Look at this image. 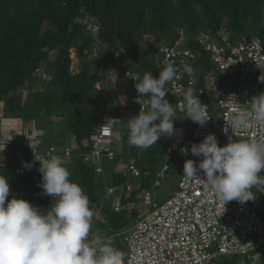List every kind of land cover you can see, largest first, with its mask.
Listing matches in <instances>:
<instances>
[{
	"label": "trees",
	"instance_id": "1",
	"mask_svg": "<svg viewBox=\"0 0 264 264\" xmlns=\"http://www.w3.org/2000/svg\"><path fill=\"white\" fill-rule=\"evenodd\" d=\"M87 15L100 25L98 40L104 51L98 57L91 53L95 40L76 21V18ZM221 26L233 35L257 34L264 47V0H0V113L16 121L32 120L44 131L51 116H62L76 147L75 155L67 165L72 166L71 170L68 169L71 173L69 179L87 195L90 207L100 217L97 225L108 232L124 230L138 217L136 204L140 199L137 196L150 187V179L159 167L155 155L164 152L168 145L165 142L167 136L162 135L156 144L143 149L147 165L141 166L136 159L141 180L129 194L122 196L124 207L114 211L103 197V175L96 172L95 164L85 162L82 155L90 151V144L85 143L99 117L86 103L96 88L97 69L102 61L109 59L121 78L124 55L120 53L114 59L113 51L122 50L130 58L125 67L138 72L141 77L150 72L158 78L160 70L151 47L139 45L143 35L154 37L156 43H165L174 42L184 32L189 37V45L195 47L193 38L198 31H214ZM70 48H75L81 58L75 73L70 70ZM203 59L199 64L211 67L207 56ZM37 69L45 73L44 79L37 76ZM120 78V83L131 86L125 93L138 94L134 87L136 80ZM170 98L165 96L171 104ZM132 104L134 115L133 101ZM123 108L125 111L126 107ZM107 112L121 115L116 111ZM15 129L17 132L0 154L3 156L0 175L8 178L11 189L8 199H24L46 210L51 197L40 194L39 162L27 155L24 127ZM185 129L189 133L192 127ZM45 132L43 137L48 136L55 143L56 140ZM45 138L37 147L42 154L48 145ZM126 141L127 134L123 136L124 146L120 153L127 157L132 147ZM42 142L44 148L40 147ZM161 143L164 144L163 150L159 148ZM18 149L24 161L15 154ZM24 162L31 163L32 167L24 168ZM106 173L113 175L110 183L114 186L123 184L126 179L124 174H114L111 170ZM132 203L135 205L130 207ZM256 255L254 260L241 257L244 264H264V244ZM239 260L238 255L218 256L209 264H239Z\"/></svg>",
	"mask_w": 264,
	"mask_h": 264
},
{
	"label": "built area",
	"instance_id": "2",
	"mask_svg": "<svg viewBox=\"0 0 264 264\" xmlns=\"http://www.w3.org/2000/svg\"><path fill=\"white\" fill-rule=\"evenodd\" d=\"M82 23L91 34L98 33L99 26L90 18L85 17ZM193 39L197 45L195 47L189 45V37L184 32L174 42L156 43L153 38L151 43L146 40L155 54L159 70L169 62L177 68V78L166 85V95L175 100L177 110L185 112L183 96L192 87L201 104L206 106L209 120L203 126L191 120L192 130L180 139V178L172 195L158 205L154 202L156 188L170 169L168 160L174 149L168 145L164 151V161L152 179V187L143 190L142 203L146 210L140 218L129 228L111 234H97L91 228L89 240L99 236L110 244L119 242L124 246V264H209L218 256L232 255L247 256L254 260L256 251L264 244V194L255 195L254 200L244 203L228 201L223 210L219 199L204 187L202 170L197 178L184 176V162L188 159L199 162L201 158L192 156L190 151L187 154L182 152V149L190 148L191 144L200 143L207 134L216 136L218 146L227 144L230 138L264 141V124L253 122L244 129H230L226 125V120L233 115L232 108L235 105L232 98L241 104V109L250 111L251 107L246 104L251 102L253 96L264 92V80H261L264 78L262 40L257 34L233 35L223 26L214 31L200 30ZM92 53L94 57L98 56L97 45ZM120 53L114 51V59ZM123 55L122 79L136 80L139 73L125 67L129 61L125 52ZM205 56L211 67L199 64ZM185 64L193 68L194 75L183 72ZM200 81L203 84L198 85ZM137 97L138 94L133 95L135 115L139 113L145 99L140 98L139 104ZM109 117L104 115L96 130L90 133L91 148L83 155L86 162L95 164L97 173H103L101 157L112 160L115 156L112 144L114 131L104 127ZM30 123L27 132H24L28 141L27 155L34 159L47 158L49 154L58 155L53 144L46 146L44 154L38 152L42 131L35 128L33 121ZM70 152L71 147L66 146L64 155L68 157ZM15 154L21 161L25 160L19 149ZM128 169L131 175L140 176L134 160L129 161ZM257 175L264 176V172ZM126 187L129 190L133 186L127 181ZM261 187L264 188V185ZM119 189L121 192L123 188ZM113 193L115 188L104 187V197L105 194ZM112 207L118 211L119 202L112 203Z\"/></svg>",
	"mask_w": 264,
	"mask_h": 264
},
{
	"label": "clouds",
	"instance_id": "3",
	"mask_svg": "<svg viewBox=\"0 0 264 264\" xmlns=\"http://www.w3.org/2000/svg\"><path fill=\"white\" fill-rule=\"evenodd\" d=\"M85 17L94 21L100 29L96 20L88 15ZM85 17L76 18V21L83 25L82 20ZM88 33L95 40L93 48L97 45L99 48L98 56H100L104 48L100 45L98 33L96 35ZM105 48L107 49V45ZM117 51L124 53L122 50ZM36 71L38 77L45 78V73L42 70L37 69ZM111 72L114 74L112 78L115 81L117 73ZM183 72L189 76L194 75L193 68L187 64L183 65ZM177 75V68L169 62L159 71L158 78H154L150 72H146L142 77L139 74L136 76L137 82L134 83V87L138 93L137 102L140 104V98H147L143 99L139 113L135 115L134 109V115L127 120L126 124H123V127L127 129L126 142L129 147L148 149L156 144L162 135L170 137L175 134V111L165 96L167 93L166 85L174 81ZM232 100L235 106L232 108L233 115H230L226 120L227 128L244 129L250 127L253 122L264 124V92L251 98L250 111L241 109L239 107L241 104L236 103L233 98ZM182 102L186 112L185 118L191 119L200 126L209 120L206 115V106L201 104L194 88L189 87L185 91ZM104 115L111 116L106 119L104 125L107 129L114 131L115 127L121 126V119L106 112L99 115L95 123L96 128ZM94 127L92 131L96 130ZM35 128L42 131L39 138L44 140L43 136L46 132L37 126ZM45 139L48 144H53L56 147L58 153V155L49 154L47 158L38 157L35 159L39 162L37 171L41 175V182L38 184V187L42 189L40 194L51 197V203L46 210H41L24 199H8L11 191L8 178L0 175V264H124L125 249L123 252L113 246L121 243L110 244L99 236L89 240L91 228L97 234H111L119 231L108 232L96 224L100 217L98 218L96 211L90 207L87 195L77 183L69 179L71 173L65 163L75 155L76 147L73 138L70 136L67 141L72 140V143L65 142L61 149L60 144L56 143L57 141L52 143L48 136ZM114 140L116 145L123 143L120 132H115ZM86 143L90 144L89 137ZM116 145H113L115 156L112 160L101 157L102 167L104 166L102 158L105 161H114L119 156ZM168 145L170 144L168 143ZM66 146L71 147L68 157L64 155ZM4 150L5 143L0 145V154ZM189 151L192 156L201 159L199 162H194L192 159L186 160L183 164L184 176L197 178V174L202 170L205 178L201 181L204 182V187L219 199L223 210L228 201L237 200L244 203L254 200L256 197L252 191L253 188L257 191H264V188L261 187L264 185V176L257 175V173L264 172V141L230 138L227 144L218 146L216 136L207 134L200 143H193L190 148L182 149L184 154ZM85 153L83 152L82 155ZM2 160L3 156L0 155V161ZM130 160H133L130 155L125 158V169L128 168ZM135 165L137 166L136 163ZM0 167L3 165L0 164ZM23 167L30 169L32 164L24 162ZM137 168L140 171L138 166ZM100 174L103 175V181L106 179L105 186L115 188L113 194L117 195L115 202H119L118 211H120L124 207L121 204L122 196L129 194L138 183L132 184L130 182L133 187L128 190L126 187L127 179L123 184L114 186L110 183V173L107 174L103 170V173ZM153 177L150 182H152ZM120 187L123 188L121 192ZM143 190L137 196L141 203ZM104 200L106 201L105 198ZM154 202L157 205L161 203L155 200ZM142 208L144 211L146 210L143 203ZM142 214L143 212L138 213V217L127 228Z\"/></svg>",
	"mask_w": 264,
	"mask_h": 264
},
{
	"label": "rangeland",
	"instance_id": "4",
	"mask_svg": "<svg viewBox=\"0 0 264 264\" xmlns=\"http://www.w3.org/2000/svg\"><path fill=\"white\" fill-rule=\"evenodd\" d=\"M154 37H149L147 34L143 35L141 38L139 45L141 47H149V43L147 44L146 40H150L151 43H153ZM71 57V72L75 73L78 71L81 58L79 57L78 52L75 50V48H70ZM128 57V61H129ZM111 71H114L111 61L109 59L102 61L99 68L97 69V78L98 81L96 82L95 86L96 88L94 91H92L89 95V97L86 100L87 105L92 109L93 113L96 114H104L107 111L110 112H119L121 115H115L112 113L113 117L121 119V126H117L114 128V134L115 132H120L122 137L127 134V129L123 127V124H126L127 120L133 116V110L131 109L134 105L132 104V94L125 93L127 90L129 91L131 89V86L127 85V83H120L119 78L120 76L117 75L115 81L112 78L113 73ZM171 104L175 111V120H174V129L175 134L172 136H167V140L165 142H168L174 149V151L171 154V158L168 160V164L170 169L165 172L163 177L161 178V185L156 188V196H154V200L161 202L168 196L172 195L173 192L177 189V183L180 178V165H179V158H180V138L185 135L186 129L185 128H193V123L191 119L185 118L186 112H179L175 106V100L171 97ZM248 107H251V103L246 104ZM123 107L125 108V111ZM120 110V111H119ZM4 113H0V145H7L10 141L12 136L14 135L16 131L15 128H20L21 126L24 127L23 131L26 133L27 128L30 126L29 120H20L16 121L10 118H6L4 116ZM44 131V130H43ZM45 131L49 133V135L55 139L56 141H60V149L62 148L63 144L66 142L68 144L72 143L71 141H67L70 137V132L68 127L66 126L65 119L57 116H51L49 120L47 121L45 125ZM46 137V136H45ZM43 137V138H45ZM164 142V140L162 141ZM113 145H116V142L113 138ZM128 145V144H127ZM126 145V146H127ZM163 143L160 144L159 148L163 150ZM122 144L116 145V150L119 153L118 158H115L114 161H104L103 164V170H111L115 171L114 174H124L126 176V179L131 182L132 184H137L141 180V176H134L131 175L129 172V169H125V153L123 155L120 154L123 148ZM41 148H44L43 142L40 144ZM131 153L130 156L133 157V160H138L139 164L141 166H146L147 161L145 159V153L143 149L132 147L130 149ZM164 151V150H163ZM138 152V154H137ZM155 157L158 158L159 165H161L164 161V153L158 152L156 153ZM71 160L65 163V166L69 165ZM72 164V163H71ZM69 170H71L72 166H67ZM111 179L113 176L110 177ZM104 184L106 183V179L103 181ZM152 187V182H150V187ZM255 195H263L264 191H257L255 188H253ZM106 202L113 203L117 199L116 194L112 195H106ZM135 205L134 203L130 204V206ZM136 206L139 209V214L144 212V209L142 208L141 201L136 204ZM140 207V208H139ZM100 230H102L100 227H98ZM115 248L121 250L124 252L123 246L121 245H113ZM231 257V256H230ZM239 264H244V260L241 256H239Z\"/></svg>",
	"mask_w": 264,
	"mask_h": 264
},
{
	"label": "water",
	"instance_id": "5",
	"mask_svg": "<svg viewBox=\"0 0 264 264\" xmlns=\"http://www.w3.org/2000/svg\"><path fill=\"white\" fill-rule=\"evenodd\" d=\"M96 128V124H95V127H94V129Z\"/></svg>",
	"mask_w": 264,
	"mask_h": 264
},
{
	"label": "crops",
	"instance_id": "6",
	"mask_svg": "<svg viewBox=\"0 0 264 264\" xmlns=\"http://www.w3.org/2000/svg\"><path fill=\"white\" fill-rule=\"evenodd\" d=\"M106 199V197H104Z\"/></svg>",
	"mask_w": 264,
	"mask_h": 264
}]
</instances>
